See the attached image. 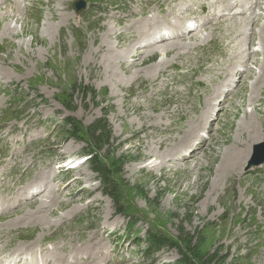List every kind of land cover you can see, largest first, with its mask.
<instances>
[{"label":"rangeland","instance_id":"1","mask_svg":"<svg viewBox=\"0 0 264 264\" xmlns=\"http://www.w3.org/2000/svg\"><path fill=\"white\" fill-rule=\"evenodd\" d=\"M72 1H0V42L4 45L0 74L17 78L23 86L28 81L37 86L28 95L36 98L41 119L49 116L48 124L56 126L51 143L57 153L79 158L82 152L97 151V163L91 166L85 161L74 169L82 190L79 194L93 206V226L114 229L120 236L126 224L121 211L132 209L177 240L175 248L164 246L156 252L155 260L144 257L149 264H264V166H258V174L242 169L247 146L264 142V92L260 87L264 82L254 85L257 77L263 78V61L250 59L247 72L209 126L211 140L192 160L181 164L168 160L167 146L169 149L172 141L168 145L162 140L170 139V134L153 127L164 119L196 120L203 113L197 99L204 101L212 95L220 84L218 79L196 73L186 77L184 84H170L165 78L173 65L193 72L209 61L206 49L194 52L192 47L209 38L217 42L229 38L232 31L228 29L243 18L212 24L195 36L191 33L151 47L139 46L133 59V43L124 42L117 23L103 8L108 0H95V7L88 8L90 14L85 15L84 10L75 15L84 39L60 25ZM140 1L147 5L154 0ZM257 3L250 21H261L264 16V0ZM94 12L102 22L95 19ZM159 22L156 18L137 21L133 24L136 33L125 37L146 39ZM156 81L158 86L153 85ZM144 85H150L152 94L140 98L136 92ZM1 102L0 98V107ZM102 177L104 181L99 183ZM112 181L117 189H112ZM36 200L0 216V226L17 227L16 237L25 242L47 236L68 209L66 203L59 206ZM40 203L51 208L50 214L23 216ZM63 208L65 212H61ZM138 225L143 229L139 235H143L147 223ZM98 239L83 240L81 246H100ZM71 254L82 253L74 249Z\"/></svg>","mask_w":264,"mask_h":264},{"label":"bare ground","instance_id":"2","mask_svg":"<svg viewBox=\"0 0 264 264\" xmlns=\"http://www.w3.org/2000/svg\"><path fill=\"white\" fill-rule=\"evenodd\" d=\"M253 4L254 5H256V4H258L257 3V0H255L253 3H252V1H251V3L249 4V8H251L252 6H253ZM220 5H224V6H227L228 5V3H227V0H217L215 3H211L210 5H209V7L207 8V10L208 11H216V10H218V7L220 6ZM206 10V11H207ZM234 20L235 19V16H233L232 18H230V20ZM224 20H227V17H225V16H223V15H220L217 19L215 18V19H213V20H211V21H209L208 22V25L207 26H210V25H212V24H220V22H222V21H224ZM150 24H151V22H149ZM166 24H169L171 27H172V29H173V34L170 36V37H165V36H163V35H161L160 33H159V26L157 25L153 30H152V33L150 34V37H148V38H153L154 36H156V37H158L157 39H155V40H152L150 43H148V44H146L145 46H143V47H146V46H154V45H158V44H161V43H165V42H168V40H170V39H176V38H178V37H184V36H186L187 34H191V32H189V31H181V29L183 28V26H182V23L181 22H179V21H176L175 23H170L169 21H166L165 22ZM146 24V23H145ZM142 25V24H141ZM148 25V24H147ZM143 27V26H142ZM147 27V26H146ZM138 28V27H137ZM143 29V28H142ZM152 29V28H151ZM206 29V28H205ZM235 30V26H233L231 29H228V32H230V31H234ZM148 32V31H147ZM150 32V31H149ZM140 33H142V32H140ZM146 33V32H145ZM130 35V34H129ZM264 35V34H263ZM262 35V37L264 38V36ZM240 36V35H239ZM238 37V36H237ZM139 38V37H138ZM141 38V37H140ZM146 38V37H145ZM142 39V38H141ZM141 39H138V40H141ZM137 39H136V41H138ZM229 41H230V43H232L233 44V46H236L234 43H235V39L234 38H232V37H230L229 38ZM176 42V41H175ZM172 43H174V42H171V44ZM238 43H239V41H238ZM162 45H164V44H162ZM170 45V44H169ZM176 46V45H175ZM179 46V45H178ZM159 47V46H158ZM166 47V46H165ZM125 51H127L126 49H125ZM165 51V50H164ZM168 53V52H167ZM148 54V53H147ZM120 57V56H119ZM111 59V58H110ZM148 60V59H147ZM112 61V60H111ZM110 63V62H109ZM134 63V62H133ZM138 63V62H137ZM136 63V64H137ZM135 64V65H136ZM111 66V65H110ZM114 66V65H113ZM129 67V66H128ZM157 69H158V67H156ZM155 69V68H154ZM248 74V73H247ZM243 75L241 74V76H240V79H241V77H242ZM153 77V76H152ZM254 90V89H253ZM255 108H253V110H254ZM247 116V115H246ZM247 118V117H246ZM201 119V118H200ZM202 119H204V118H202ZM250 126H252V123L250 122L249 124H248V127L251 129L252 127H250ZM213 127V126H212ZM212 129V128H211ZM251 135V134H250ZM255 142V141H254ZM164 143V142H163ZM237 144V143H236ZM232 152V151H231ZM241 154V153H240ZM223 162V161H222ZM237 163V162H236ZM186 164V163H185ZM227 164H228V162H227ZM222 165V164H221ZM228 166V165H227ZM225 167V166H224ZM226 168H228V167H226ZM217 185H215V187H216ZM189 189V188H188ZM34 198H36V195H34V196H32V200L34 199ZM99 240V239H98ZM92 242H94V241H92ZM95 243V242H94ZM89 243H86V244H83L82 246H80V247H78V248H75V251L76 252H78V253H82V254H84V258H85V260L84 261H82L80 264H98V263H105V259H104V257H103V255L101 254L102 252H101V249H102V246L100 245V246H92L91 244V246L90 245H88ZM97 245H98V243H96ZM68 255H71L72 256V254H71V252H68V253H66V254H64V255H61V256H59V260L61 261V263L62 264H76V261H70L69 259H68Z\"/></svg>","mask_w":264,"mask_h":264},{"label":"water","instance_id":"3","mask_svg":"<svg viewBox=\"0 0 264 264\" xmlns=\"http://www.w3.org/2000/svg\"><path fill=\"white\" fill-rule=\"evenodd\" d=\"M264 160V155L260 159H253L251 163H259Z\"/></svg>","mask_w":264,"mask_h":264},{"label":"trees","instance_id":"4","mask_svg":"<svg viewBox=\"0 0 264 264\" xmlns=\"http://www.w3.org/2000/svg\"><path fill=\"white\" fill-rule=\"evenodd\" d=\"M96 163V162H95ZM107 176V175H106ZM103 180H104V177H103Z\"/></svg>","mask_w":264,"mask_h":264}]
</instances>
